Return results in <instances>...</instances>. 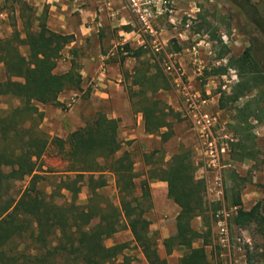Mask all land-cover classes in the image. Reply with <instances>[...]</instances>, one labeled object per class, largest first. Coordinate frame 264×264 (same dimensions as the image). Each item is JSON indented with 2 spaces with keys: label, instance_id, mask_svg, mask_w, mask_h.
<instances>
[{
  "label": "trees",
  "instance_id": "trees-1",
  "mask_svg": "<svg viewBox=\"0 0 264 264\" xmlns=\"http://www.w3.org/2000/svg\"><path fill=\"white\" fill-rule=\"evenodd\" d=\"M255 11L252 22L264 34V16ZM20 17L23 26H18L14 16L12 31L0 37V66L5 74L0 80V100H20L19 105L0 108V264H131L124 254L116 261L127 243H105L106 237L123 228L132 231L134 241L145 244L149 264H169L152 239L151 221L146 216L154 206L153 180L167 181L168 197L180 207L176 232L163 241L167 255L182 249L178 264H213L206 248L213 233V215L205 199L206 181L197 177L198 166L191 151L180 147L165 164L143 172L136 170L131 151L118 154L121 119L110 116L111 107L97 110L66 137L51 136L40 126L45 114L39 104L62 106L60 94L79 88L82 77L77 67L78 48H70V70L56 72L59 59L75 35L51 29L47 13L37 15L26 2L21 4ZM124 51L139 62L131 74L130 97H138L134 105L143 115L145 131L166 142L175 134L180 113L156 94L171 89L170 78L160 68L152 70L149 60H144L143 47L134 49L126 43L119 51L122 58ZM229 65L236 67L240 76V92H233V100L264 84V68L251 46L239 56H232ZM228 67L221 66L217 73H226ZM243 142L238 139L235 143L240 146L235 158L240 160L253 157ZM51 147L66 161L56 188L67 190L69 200L58 204L50 199L32 205L26 194L17 198L10 193L14 181L38 170L39 159ZM109 175L115 178L117 202L102 191ZM84 186L88 196L81 203L78 198ZM233 203L237 207L234 224L255 225L264 237V198L245 208L238 191ZM52 216L58 219L54 232L42 224ZM199 216L203 218V230L193 226ZM12 243L15 247L8 248Z\"/></svg>",
  "mask_w": 264,
  "mask_h": 264
},
{
  "label": "rangeland",
  "instance_id": "rangeland-1",
  "mask_svg": "<svg viewBox=\"0 0 264 264\" xmlns=\"http://www.w3.org/2000/svg\"><path fill=\"white\" fill-rule=\"evenodd\" d=\"M19 2L20 5L25 3L24 0ZM124 4L129 7L126 15L129 23L107 32L108 44L106 48L109 49L114 45L111 41L117 42V40L122 42H119L120 45H118L120 50V46L123 48L127 42H130L134 49L143 47L144 42L147 45V47H143L145 50L144 60H149L152 70L160 68L167 76L169 75L165 71L164 63L169 59L170 54L177 53V56H173V58L184 70V79L186 81L192 80L197 88L203 90L206 94V90L210 93L211 102L209 107L218 118L216 127L218 137L228 132L233 138V140H230L229 150L223 158L225 165L219 172L222 176L224 188V194L221 198L210 190V188L215 187V178L218 171L207 165L200 136L193 129L190 120L178 110L176 111L180 113V119L175 122V134L172 138L166 142H163L160 136L158 139L150 138L148 141L150 149L149 152L145 153L140 145L141 142L136 143L135 157L141 158V163L146 162L148 165L142 170H136L143 172L155 165L165 164L171 158L170 153L177 152L180 147L182 150L188 149L198 166L197 177L204 178L206 181L205 199L213 217L219 209L236 207L233 201L238 191L241 194L244 207H252L264 198V84L240 96L238 100H233V92H235L234 94L240 92V88L237 86L240 76L237 68L229 65V61L232 56H239L245 48L251 46L253 54L264 68V34L254 25L251 19V14L255 10L258 14L264 16V0H167L166 6L163 5V9L160 11L161 13H157L152 17V25L157 31L162 44H164V48L159 52L154 51L151 43L153 36L145 30L144 24L140 21L135 8L131 6L130 0H124ZM121 27H125V29L128 27L130 31H133L126 41L124 40L127 37L126 35H119L118 31ZM197 43H199L198 58L204 66L201 74H198V66L191 51L192 46ZM179 46H181V49H178ZM85 53L86 51L78 53L77 67L83 65ZM129 60L130 65L125 64L123 69L126 77L130 79L132 74L130 69L138 65L139 62L134 58ZM125 63H127V60H125ZM221 66H229L226 73H217ZM4 78V70L0 66V80ZM125 89L131 110L137 113V106L134 105V102L138 100V97L131 99L130 84H127ZM171 89L175 90L173 84ZM91 90L92 88H88L85 93L80 94V100L77 99L74 102L80 108L82 119L80 125L90 120L97 110L107 109L111 106L110 102L91 95ZM176 93L181 103V96L177 91ZM19 104L20 100L18 98L3 97L0 100L2 110ZM48 105L54 110L57 107L62 109L64 112L56 114V111L51 113L50 110L49 114L53 116L56 114L63 119L61 122L57 121V126L55 124L54 133L46 131L45 127L51 126L50 124L46 125L43 119L40 126L51 136L66 137L73 130L68 117L64 114L67 105L65 103L62 106ZM45 106L39 104V108L44 114L47 112L44 111ZM132 119L134 120V117H130L131 122ZM238 139H243V144H246L253 157H246L242 160L235 158L240 151V146L238 147L235 144ZM120 146V148H123L122 145ZM118 154H121V151ZM140 166L141 164H138L135 168H141ZM65 168L66 161L56 153V148L51 147L39 159L38 170L23 179L14 181L9 188V192L17 198L22 194H26L32 205H39L42 201L50 199L58 204L66 202L70 198L69 192L56 188L58 176L64 173ZM108 178L109 183L102 191L106 196L117 202V188L114 177L109 175ZM87 196L88 188L84 186L79 194V202H85ZM236 211L237 208L234 211V216ZM169 214H158L154 217L156 222L162 219V227H150L152 239L157 241L158 247L163 245L165 248L164 239L176 232V219H171ZM234 216L231 220L232 235L234 238L240 237L242 239V246L246 249L244 252L246 264H264V237L257 232L255 225L246 227L234 224ZM57 223V217L52 216L44 220L42 224H45L46 228L54 232L57 230ZM203 223L201 216L193 220V226L198 230L204 229ZM212 227L213 233L206 248L212 263L222 264L223 258L226 260L227 257H233V248L220 246L217 243L213 220ZM128 229L123 228L120 231L125 233ZM114 240H116L115 234L106 237L105 243L112 245ZM247 240H250L251 244ZM125 243L128 246L122 248V255L118 256L116 261L122 260L124 254L130 260V263L132 261L135 264H142L139 256L142 255L145 244L134 243V240L130 238L126 239ZM14 247V243L8 246V248ZM177 250H181L179 252L181 254L184 252L182 249ZM221 253L224 254L223 257H221Z\"/></svg>",
  "mask_w": 264,
  "mask_h": 264
},
{
  "label": "crops",
  "instance_id": "crops-1",
  "mask_svg": "<svg viewBox=\"0 0 264 264\" xmlns=\"http://www.w3.org/2000/svg\"><path fill=\"white\" fill-rule=\"evenodd\" d=\"M19 1L0 0V37L8 35L12 31L10 23H12L14 16L18 21V26H23V20L20 17L21 5ZM24 1L34 7L37 15L47 13V23L51 29L75 35V40L68 45L58 61L56 67L57 73H64L70 70L72 66L70 48H78L79 52L86 51L83 65L80 67L82 81L79 88L66 90L59 96V100L67 105L64 114L68 117L73 130L81 124L82 120L80 108L74 102L77 99L80 100L81 93H85L88 88H92L90 91L91 95L110 102V116L121 119L119 128L120 145L123 146V148H120L121 153L125 150L131 151L135 161L134 165L141 164V168L136 169H144L148 165L146 162L141 163V158L135 157V145L140 141L143 152H149L150 144L148 141L150 138L158 139L159 136L145 131L142 113L132 112L129 104L125 86L130 84L131 78L126 77L123 67L125 64L130 65V58L136 59V57L127 55V52L124 51L122 52V58L119 51L123 50V48L120 46L121 50L119 49L118 45L122 43L119 40L117 42L111 41L114 45L109 49L106 48L108 44L107 32L115 27L129 23V19L126 16L127 8L129 7L124 4V0ZM118 32L120 36H127L124 38L126 41L133 31L121 27ZM92 49L94 51L91 52ZM125 60H127V63H125ZM133 68L130 69V73H132ZM156 95L165 99L175 110L179 109L180 102L174 89L160 90ZM50 110L51 113L56 111V114L64 111L59 107L55 110L51 109L50 105H46L44 108V111L47 112L43 117V121L46 125L50 124L51 126L45 127V129L49 133H54L55 124L57 126L58 122H61L63 118H59L56 114L55 116L49 114ZM130 117H134L132 122L130 121ZM173 153H170V156ZM150 184L154 206L146 213V216L151 221V228H160L162 227V219L156 222L154 217L158 214L170 213L171 219L175 220L180 207L168 197L167 181L153 180ZM115 236L116 240L112 242V245H122L129 238L134 240L130 229L125 233L119 231L115 233ZM134 243L137 242L134 241ZM159 252L162 257L168 258L170 264H178L179 257L181 256L179 252L181 250L176 249L172 254L167 255L166 249L163 245H160ZM139 257L142 264H149L144 251ZM131 264L135 263L131 261Z\"/></svg>",
  "mask_w": 264,
  "mask_h": 264
},
{
  "label": "built area",
  "instance_id": "built-area-1",
  "mask_svg": "<svg viewBox=\"0 0 264 264\" xmlns=\"http://www.w3.org/2000/svg\"><path fill=\"white\" fill-rule=\"evenodd\" d=\"M130 2L131 6L137 11L140 21L144 24L145 30L149 31L153 36L151 43L154 51H161L164 48V44H162L157 31H155L152 25V17L157 13H161L160 11H162L163 5L166 6L167 0H130ZM142 45L143 47H147L144 42ZM191 51L198 66V74H201L204 66L198 58L199 43L193 45ZM173 56H177V53L169 55V59L164 63V67L172 81L173 87H175V90L181 96L182 102L179 105L178 111L190 120L193 129L200 136L204 146L207 165L218 171V175L215 178V187L210 188V190L214 191L216 196L221 198L224 194V188L222 176L219 172L225 165L223 158L229 150V142L233 138L228 132L218 137L216 131L218 118L209 107L211 102L209 91L206 90V94L203 90L197 88L192 80L186 81L184 79V70ZM236 208L228 209L224 207L214 213L213 224L215 226L217 243L224 248L232 247L234 254L233 257H227L226 260L223 258L222 264H246L244 260L246 249L242 246V239L240 237L234 238L231 230V220ZM247 241L251 244L250 240ZM221 255L223 257L224 254L221 253Z\"/></svg>",
  "mask_w": 264,
  "mask_h": 264
}]
</instances>
